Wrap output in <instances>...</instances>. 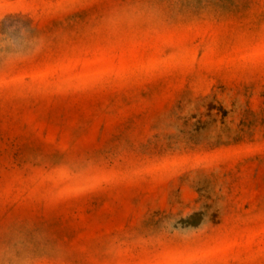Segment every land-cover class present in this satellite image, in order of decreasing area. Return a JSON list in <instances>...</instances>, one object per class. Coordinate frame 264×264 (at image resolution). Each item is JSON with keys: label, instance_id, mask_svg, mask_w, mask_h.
I'll return each mask as SVG.
<instances>
[{"label": "rangeland", "instance_id": "1", "mask_svg": "<svg viewBox=\"0 0 264 264\" xmlns=\"http://www.w3.org/2000/svg\"><path fill=\"white\" fill-rule=\"evenodd\" d=\"M0 264H264V0H0Z\"/></svg>", "mask_w": 264, "mask_h": 264}]
</instances>
